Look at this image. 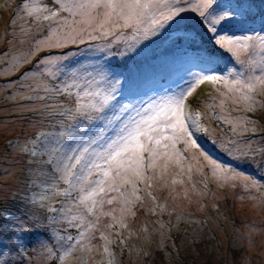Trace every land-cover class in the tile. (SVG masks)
<instances>
[{"label": "rangeland", "instance_id": "obj_1", "mask_svg": "<svg viewBox=\"0 0 264 264\" xmlns=\"http://www.w3.org/2000/svg\"><path fill=\"white\" fill-rule=\"evenodd\" d=\"M25 2L0 0V264H105L100 231L90 241L76 244L84 229L71 217L84 210L78 204L79 191L65 194L69 185L62 177L65 164L72 162L69 157L90 143L101 149L137 111L179 95L198 75H226L243 68L211 39L198 13L185 11L150 36L126 30L62 51L42 50L13 71V57L27 55L47 34L46 24L32 23L22 11ZM43 3L56 6L54 0ZM194 3L187 0L182 6L191 8ZM217 4L220 12L231 14L218 27L221 34L264 36V0H217ZM62 54L68 56L67 68L57 71L55 78L39 75L43 57ZM250 58L258 60L259 55L253 57L250 49L241 56L246 61ZM70 71L99 81L93 88H114L116 100L104 113L71 118L61 114L74 107V98L45 93L38 86L61 85ZM25 73L36 76L23 79ZM213 89L206 82L186 100V110L199 112V123L206 129L193 133L199 149L183 151V143L176 145L184 156L182 166L192 167V181L183 177L184 184L175 185L172 195L166 188L151 189L157 203L165 205L163 211L153 212L152 201L145 197L132 209L134 216L126 214L127 228L101 229L111 240L113 264H185L171 259L173 250L176 254L180 247L188 264H264V107L258 105L247 113L233 111V118L245 115L255 122L248 125L249 131L234 133L231 125L217 119L219 108L205 107L216 95ZM257 99L264 102V96ZM199 151L249 179H227L222 184ZM176 170L170 168V173ZM76 172L80 173V166ZM185 187L189 188L187 199ZM138 194L144 195L143 191ZM113 206L105 205V210ZM108 220L102 217L101 225ZM169 228L177 244L165 236ZM73 245L76 250L65 260V252ZM166 246L173 247L171 253Z\"/></svg>", "mask_w": 264, "mask_h": 264}, {"label": "snow or ice", "instance_id": "obj_2", "mask_svg": "<svg viewBox=\"0 0 264 264\" xmlns=\"http://www.w3.org/2000/svg\"><path fill=\"white\" fill-rule=\"evenodd\" d=\"M54 3L55 7H48L43 0H26L23 3L22 11L32 23L38 26L46 24L47 34L35 42L27 55L13 57V71L21 61L26 63L42 50L62 51L89 41L116 37L126 30L150 36L185 11L198 13L211 39L220 48L232 53L243 68L242 71L231 69L226 75H198L179 95L137 111L135 116L118 127L115 135L101 149H94L90 143L88 147L69 157L72 162L65 164L62 177L69 185L65 194L70 195L73 190L79 191L78 204L84 210L80 216L71 217L73 221L79 220L80 227L84 229L76 244L90 241L95 238L94 233L100 231V239L104 241L103 252L110 257L112 253L108 245L111 240L102 228L112 229L116 225L127 228L126 214L131 212L134 216L132 209L137 202L142 203L145 197L152 201L153 212L156 209L163 211L165 205L157 203V197L151 189L166 188L169 195H172L176 192L175 185L184 184L183 177L192 181V167L189 165L185 170L182 166L184 156L176 145L183 143V151L200 147L193 138L194 131H206L199 123L200 113L192 114L186 110L187 98L200 85L207 82L214 86L216 95L210 97L205 107L209 110L219 108L217 119L231 125L234 133L247 132L248 125L255 123L245 115L233 118L231 113L254 112L258 105L264 107V102L257 99L264 96V36L240 38L221 34L218 27L231 18V14L220 12L217 0H195L191 8L182 6L187 0H54ZM250 49L253 57L259 55L258 60L241 59L242 54L249 53ZM67 59V54L43 57L39 61V65H43L39 75L55 78L57 71L67 68ZM35 76V73L32 76L25 73L23 79H34ZM67 76L68 80L61 85L38 87L45 93L74 98V107L61 113L69 118L73 114L91 116L104 113L116 100L114 88H93L92 84L99 81L89 80L87 76L81 77L75 71L68 72ZM123 111L127 112V109ZM116 119L120 120L121 117L118 115ZM251 130L255 131V128ZM24 151L28 149L25 148ZM199 155L212 166L213 177L220 176L222 184L227 179H249L241 177L234 170L224 168L203 151H199ZM77 166H80L79 174L76 172ZM170 168L177 170L170 173ZM94 176L97 178L93 179ZM140 185L144 186L143 189ZM251 186L256 187L257 183L252 181ZM204 187L207 188L206 183ZM191 190H196L195 182H192ZM141 191L143 196L138 194ZM188 195L189 188L185 187L184 197L187 199ZM105 205L114 206L105 210ZM88 216L93 219L88 220ZM102 217L109 218L103 225ZM75 250L76 245L70 247L65 252L64 259L71 257ZM108 264H112L111 259Z\"/></svg>", "mask_w": 264, "mask_h": 264}, {"label": "trees", "instance_id": "obj_3", "mask_svg": "<svg viewBox=\"0 0 264 264\" xmlns=\"http://www.w3.org/2000/svg\"><path fill=\"white\" fill-rule=\"evenodd\" d=\"M204 63H205V61H204ZM218 63V62H217ZM197 65V64H196ZM199 65V64H198ZM198 65H197V67H196V69H199L198 68ZM201 67L203 66V65H200ZM206 67V66H205ZM207 68V67H206ZM172 230V228H169L168 229V231L166 232V234H165V236H167L168 238H169V240L172 242V243H176L177 244V242H175L174 241V239L172 238V236H171V234H170V231ZM166 251L168 250V253L170 252L171 253V251L173 250V247H168V249H167V246H166ZM179 250H178V252H176V254H175V249L173 250V254L171 253V259L173 258V261H176V262H179V261H181V262H185V264H188V261L185 259V256H184V252L185 251H183V249L184 248H182V247H180V248H178ZM111 257V256H110ZM110 257L109 256H105V258H104V262H105V264H108V260L110 259ZM112 264H113V262H112Z\"/></svg>", "mask_w": 264, "mask_h": 264}]
</instances>
